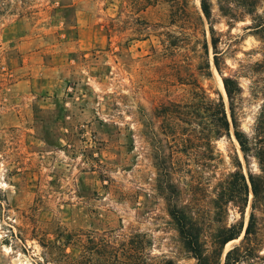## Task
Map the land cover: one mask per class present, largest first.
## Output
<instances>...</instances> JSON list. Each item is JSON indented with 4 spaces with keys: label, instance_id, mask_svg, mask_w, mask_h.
Instances as JSON below:
<instances>
[{
    "label": "rangeland",
    "instance_id": "1",
    "mask_svg": "<svg viewBox=\"0 0 264 264\" xmlns=\"http://www.w3.org/2000/svg\"><path fill=\"white\" fill-rule=\"evenodd\" d=\"M137 1H0V264H65L61 254L80 256L92 235L136 233L148 235L156 262L197 264L169 216L167 170L156 168L157 149L149 142L159 130L153 109L186 95L178 79L190 68L187 49L170 44L188 29L175 22L170 3ZM212 5L215 29L231 31L230 42H238L227 65L235 70L242 59H258L245 55L261 47L254 30L245 29L252 19L246 15L230 30L218 1ZM257 15L264 16V0ZM220 81L214 70V90L227 101ZM255 111L249 109L246 124ZM217 147L243 160L234 139ZM181 159L182 200L205 207L214 197L215 172L202 173L192 188ZM240 219L230 211L229 223Z\"/></svg>",
    "mask_w": 264,
    "mask_h": 264
},
{
    "label": "trees",
    "instance_id": "2",
    "mask_svg": "<svg viewBox=\"0 0 264 264\" xmlns=\"http://www.w3.org/2000/svg\"><path fill=\"white\" fill-rule=\"evenodd\" d=\"M158 1L138 0L135 4L144 7ZM163 1L170 3L175 22L188 29L182 37L171 36L170 46L187 49L190 66L187 77L178 79L185 86L184 98L167 101L152 111L159 130L150 133L149 142L157 149L156 168L167 170L165 199L169 216L184 251L197 264H222L227 244L241 237L240 245L228 251L223 264H264V16L257 15L260 0H217L220 17L230 30L248 15L252 24L245 29L254 30L253 35L261 43L258 52L245 53L251 58L258 53L260 57L240 60L235 70L227 61L236 53L238 42H230L231 31L223 34L215 29L212 0H200L205 18L195 0ZM1 6L0 3V18L4 12ZM214 70L223 82L227 101L220 91L214 90ZM243 81L248 84L244 86ZM250 108L256 111L253 122L246 124ZM160 135L164 136L165 148ZM224 138L236 140L243 160L236 150L227 160L217 147ZM181 154L186 159L185 172L191 178L187 186L195 188L202 173L215 172L214 197L208 199L205 207L200 206L198 199L182 200L184 192L176 183ZM233 209L241 214V219L229 223ZM88 243L90 246L85 245L76 258L66 251L61 254L65 264H89L95 255L99 257L96 264H175L171 259L156 262L148 249L151 241L144 233L121 238L92 235Z\"/></svg>",
    "mask_w": 264,
    "mask_h": 264
},
{
    "label": "water",
    "instance_id": "3",
    "mask_svg": "<svg viewBox=\"0 0 264 264\" xmlns=\"http://www.w3.org/2000/svg\"><path fill=\"white\" fill-rule=\"evenodd\" d=\"M201 9V8H200ZM201 13H202V15H203V17H204V14H203V12H202V10H201ZM205 18V17H204ZM213 65H214V62H213ZM222 81V80H221ZM222 85H223V82H222ZM223 88H224V86H223ZM225 91V90H224ZM225 97H227L226 96V92H225ZM236 141V140H235ZM252 198H253V194H252V192H251V200H250V204H249V207L251 206V204H252ZM241 239V238H240ZM239 239V240H240ZM228 245V244H227ZM226 250V249H225ZM230 250H232V249H230ZM230 250H228V251H230ZM228 251L225 253L224 252V254L225 255H223V263H224V260H225V258H226V255H227V253H228Z\"/></svg>",
    "mask_w": 264,
    "mask_h": 264
},
{
    "label": "bare ground",
    "instance_id": "4",
    "mask_svg": "<svg viewBox=\"0 0 264 264\" xmlns=\"http://www.w3.org/2000/svg\"><path fill=\"white\" fill-rule=\"evenodd\" d=\"M220 86H221V89H222V91H223V94H224V88H223V85H222V81H220ZM235 241H232V242H230L228 245H227V247H229L232 243H234ZM227 251V250H226Z\"/></svg>",
    "mask_w": 264,
    "mask_h": 264
}]
</instances>
